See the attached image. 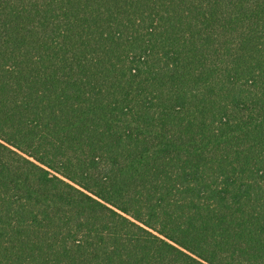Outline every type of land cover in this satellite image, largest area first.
<instances>
[{"label": "trees", "instance_id": "1", "mask_svg": "<svg viewBox=\"0 0 264 264\" xmlns=\"http://www.w3.org/2000/svg\"><path fill=\"white\" fill-rule=\"evenodd\" d=\"M225 11L0 0V264H264V5Z\"/></svg>", "mask_w": 264, "mask_h": 264}, {"label": "snow or ice", "instance_id": "2", "mask_svg": "<svg viewBox=\"0 0 264 264\" xmlns=\"http://www.w3.org/2000/svg\"><path fill=\"white\" fill-rule=\"evenodd\" d=\"M53 3H64V4H76V5H96L108 7L110 9H115L120 12V17L117 18L115 23L119 24L122 27L131 26V28L140 30L147 29L152 31L153 28L148 27L144 21L146 19H151L148 16V11L153 9H163V15L160 16L158 20L153 21V26L156 31L167 30L168 18L172 16H186L188 17L190 13H193L195 9H199L202 5L207 7H220L226 9L224 12L225 18L232 9L235 8H251L254 7L258 0H40L42 4ZM261 5H264V0H259ZM129 13L134 15L136 19H129ZM192 24L196 26V20L194 15L190 17ZM158 25V27H156ZM247 31L246 28H241L238 31L226 32L224 30V25L221 23L220 26L216 27L211 33L212 37L215 40L216 46L222 50L223 45L226 41H234L233 50L236 51L239 48L240 41L244 38V34ZM191 30L185 29L184 35L191 37ZM37 57L33 56L35 60ZM4 64L3 52L0 50V65ZM139 70L133 68V72H138ZM12 72L11 67L2 68L0 67V92L3 91V81L7 75H10ZM2 102V99H0ZM4 143L3 140H0V145ZM3 216L2 202H0V217ZM87 222V218H84ZM89 239L87 233H81L80 239L75 241V245H80L85 243Z\"/></svg>", "mask_w": 264, "mask_h": 264}]
</instances>
